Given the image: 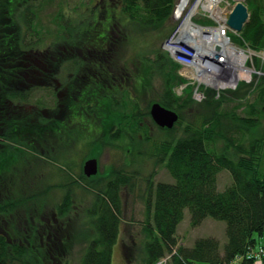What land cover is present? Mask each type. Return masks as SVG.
Wrapping results in <instances>:
<instances>
[{"label":"trees","instance_id":"1","mask_svg":"<svg viewBox=\"0 0 264 264\" xmlns=\"http://www.w3.org/2000/svg\"><path fill=\"white\" fill-rule=\"evenodd\" d=\"M11 1L0 0V114H3L2 119L0 118V177L2 174L6 175V172L13 166H19L20 160L25 159L21 158L19 151L15 157L12 154V151L16 150L14 146L21 144L19 141L21 136L28 138L33 136L30 145L34 144L35 152L38 150L40 152L34 157L46 162L49 154L46 148L41 146L43 144L39 139L43 138V135L52 134L53 138H57H54L57 144L66 132L80 127L83 124V119L78 117L80 115L78 108L73 112L71 104L77 100L80 92L85 91V94H88L93 90L90 85H81L76 89L78 94L73 95L69 89L74 88L75 82H79L74 80L68 89V117L63 123L57 122L53 126L50 118V120H46V133H40L43 128L39 127L32 130L24 128L17 118L9 120L8 105L10 103L20 106L26 101L34 85L36 88L39 86L40 89L56 77L52 72H55L59 65L77 63L69 58L72 48L66 54H58L67 60L63 62L62 59L59 64L56 63L55 57L53 58L47 52L51 51L52 46L43 52L41 51L43 48L41 41L38 39L34 41L36 30L33 25L38 20L39 12L42 11L41 7L30 4V0H25L20 4H12ZM176 2L177 0H118L117 3L121 6L119 8L122 12L121 15L128 20V24L144 32V35L150 34L163 40L171 34L175 27L171 26L169 22L174 13ZM250 4L253 6V11L242 31V39L252 49L264 51V21L261 19L264 4H262V0H250ZM99 11L102 14V10ZM92 13H94L93 10ZM18 14L19 20H23L24 26L17 22ZM91 16L95 17L91 14L88 20L86 18L87 23L94 19ZM107 17L110 21L111 18ZM201 23L211 22L205 20ZM25 29L28 32L24 31ZM26 32L32 36L30 39L27 38ZM87 33L88 31L84 30V34ZM104 33L108 41L110 38L108 27ZM25 37L29 41L25 40ZM82 39L87 38L85 36ZM90 47L92 48L89 54L90 57L92 56L90 64L93 65L87 69L89 73L92 72L90 78H95L93 84L99 90L101 85L99 81H96L97 74L95 72L101 71V75L105 76L111 68L102 66L101 60H97L94 53L104 51L108 47L106 45L103 48ZM255 61L257 68L264 73L263 64H260L259 60ZM154 65L157 67L154 73L161 79L156 103L178 114L177 125L171 130L159 128L153 123L147 108L144 112L134 107L130 112H127V118L122 116L123 121L118 122L111 137H107L112 145L114 139L122 138L127 132L126 135L130 139L131 145L132 137H135L136 134L141 135L143 142L147 144L151 141L147 133L149 126H147L146 120L150 122V126L166 135L164 140L154 144V151H161L156 161L163 164L173 182L154 183L147 180V196L144 200L146 214L142 221V234L145 240L139 264H155L166 256H170L167 264H230L236 257L251 250L257 237L260 238L264 235V177L261 176L257 167L260 143L258 140H252L251 136L253 130L261 129L264 132V76L257 77L258 79L248 86H239L235 92L229 93V98L223 94L220 99H215L214 95L210 93L211 91H207V99L200 104H195L190 91H186L182 97L175 95L174 87L179 86L185 80L178 75L179 66L172 59L156 54ZM102 76L99 79L103 78ZM31 84L33 85L31 86ZM115 84L111 83L109 87L113 91L117 89ZM249 96H253L251 102L240 103V100H245ZM195 105L200 107V121L185 123L181 130L182 133L176 138L173 132L184 121V111ZM85 106L89 107V114L94 112L89 101L85 102ZM103 107L105 106L98 107L95 119L102 116ZM25 125L31 127L27 122ZM62 129L67 131L62 133ZM99 132L96 131V133ZM38 136L40 137L36 143L34 137L37 139ZM88 138L89 136L86 139ZM142 150L136 148L130 153L127 151V167L137 164L136 161L140 158L136 160L135 157H141ZM154 156L156 155L154 154ZM14 160L17 161V165L13 164ZM3 168L9 169L3 172L1 171ZM35 170H38V164ZM224 170L228 171L232 182L224 190L219 191L217 177ZM18 172L22 173L23 171L18 170ZM72 172L68 164L61 166L62 177L67 180L63 183L66 185V189L62 194L61 201L56 205V210L54 209L58 217L65 216L74 208L72 192L69 189L75 187L73 186L75 184H79L80 188L88 186L81 183L83 177H86L84 174L80 176V179H77ZM134 174V170L126 172L124 166H121L119 169L112 170L107 177H101L87 187L95 194L91 212V216L94 217L91 220L94 237L88 241L81 264H111L112 247L118 238L120 223L123 222L120 193L125 187L129 191L132 190ZM98 181L104 184L101 187L94 186ZM10 185L3 186L5 191L9 192V197H6V200L3 199L0 204V215L2 216L18 209H24V212L27 211L30 214L29 209L26 210L27 203L44 202L49 191L47 189L33 190V186H28L27 190L21 187L18 197L12 198L10 197ZM35 186L37 189L38 185L35 184ZM62 186L58 188L63 189ZM9 202L11 205L4 204ZM185 210L189 211L192 228L200 226L208 217L225 223L227 241L222 252L219 250V241L210 237L196 239L191 247L178 246L176 233L178 225L184 219ZM53 215L54 213H52ZM53 229L50 232V235L53 236L52 245H47V250H39L37 247L38 252L36 253L26 244L15 243V236L10 237V233L2 228L0 264H42V262L49 264L50 260L61 261L52 252L60 250V246L64 247L65 243L64 240H59L60 229ZM25 240H27L26 237ZM28 243L30 242L28 241ZM239 264H251V262L244 259Z\"/></svg>","mask_w":264,"mask_h":264},{"label":"rangeland","instance_id":"2","mask_svg":"<svg viewBox=\"0 0 264 264\" xmlns=\"http://www.w3.org/2000/svg\"><path fill=\"white\" fill-rule=\"evenodd\" d=\"M179 1L177 0L176 2L175 10ZM196 1L198 0L189 1L181 18H175L174 10L169 23L175 27L171 34L162 40V38L158 39L150 34L144 35V32L128 24V20L121 15L122 12L119 9L121 6L117 3L118 0H30V4L42 8L36 24L33 25L34 30H36L34 33V41L38 39L43 44L41 51L46 52L48 47L52 46L51 51L48 50L47 52L53 58L55 57L56 63L60 64L62 59L63 62L67 60L58 54H66L72 48L75 52L72 50L69 58L77 63H73L72 65H70L71 63L64 64L63 66L59 65L55 69L56 71L52 72L55 73L56 77L40 89L38 88L39 86L36 88V85H34L26 101L20 106L10 103L8 105L10 112L8 114L9 120L17 118L24 128H30L32 130L33 128L39 127L43 128L40 133H44L46 131L45 121L49 118L53 126L57 122L63 123L65 118L68 117V89L70 84L74 83V80L79 82L73 84L75 89L72 87L69 89L73 95L78 94L76 89L80 88L81 85H90L93 90L88 94H85V91L80 92L77 100L71 104L73 112L78 108V113L80 114L78 117L83 119V124L80 127L72 131L69 130L68 132L62 129V133L64 131L66 133L57 144L54 139L56 137L53 138L52 134L43 135L41 139H39L40 136L37 139L34 137V142L37 143L39 139L43 144L41 146L45 147L49 154L46 162L37 160L34 157V155L37 156V153L40 152L39 150L35 152L34 149L36 147L34 144L33 146L30 145L33 136L30 135L32 137L29 138L27 136H21L19 141L22 145L14 146L16 150L15 152L12 151V154L15 157L17 156V151H19L21 158H25L26 160H20V165L13 166L12 169L3 168L1 170L5 172L9 169L6 175L2 174L0 177V204L3 202V199L6 200V197H9V192H6L3 187L9 186V184H11L10 197L12 198L18 197V192L21 187L24 190H27L28 186H33L32 189L37 191H42L43 189L49 190L44 202L27 203L26 210L29 209L30 214L27 211L24 212V209H18L10 212L6 216H1L0 227L5 228L10 233V237L15 236V243L18 245L26 244L36 253L38 252L36 250L37 247L39 250H47V245H52L53 236L50 235V232L54 230L53 228H57L60 229L59 240H64L65 246H60V250H55V253L52 252L61 261L57 259L54 261L50 260L49 264H81L88 241L94 237L93 227L91 226V220L94 217L91 216V212L95 194L87 187L95 183L99 178L107 177L112 170L124 166L126 172L135 171L133 179L134 187L130 191L125 187L120 193L123 222L120 223L119 235L112 247L111 264H139L142 246L145 240L142 234V221L146 214L144 200L147 196V180H151L154 183L173 182V179L163 164L157 163L156 161L161 151H154V144L164 140L166 135L158 131L155 127L150 126V122L146 120L145 122L149 126L147 133L151 141L147 144L143 142L141 135L138 136L136 134L135 137H132V147L130 139L126 135L127 132L122 138L119 137L120 139L117 138L118 140L114 139L112 145L107 137H111L118 122L123 121L122 116H126L127 118V112H130L132 108L135 107L146 112L145 109L147 108L149 110L151 105L158 100L161 79L154 73L157 68L154 65L156 62V54L163 55V58L164 55L167 56L179 66L178 75L180 76L181 74L186 79L180 76L185 82L180 83L179 86H175L174 93L177 97H182L186 91H190L192 94L191 98L195 104H200L207 99V91H211L210 93L214 95L215 99H220L223 94L229 98V93L235 92L239 86H248L259 77L264 76V73L257 68L255 61L259 60L260 64L264 66V52L252 49L242 39L243 30L233 33L229 29L230 31L228 32L231 33L229 35L230 38L226 37L229 38L228 42L235 46H240L245 43L248 48L241 46L240 48L245 50L250 48L251 52L255 54L246 62V66L252 69L253 73L250 80H241L234 88L229 86L226 88H217L202 81L198 82L194 77L195 73H190L182 66L183 63L189 62L188 56L192 55L191 49H183L185 47L184 45L179 47L183 49L181 52L185 50V54H171L167 49L166 42L172 40L176 35V31L182 23V20ZM11 2L12 4H20L25 2V0H12ZM237 2L243 3L248 10L249 19L245 23L246 25L253 11L250 0H221L218 3L219 9L226 13L230 12ZM202 3H206V0H203ZM202 3L193 16V24L203 27L207 32L211 29L214 30L218 25L226 26L224 22L226 16L224 20H217L213 14L214 12L212 13L202 8ZM262 4H264V0H262ZM92 10L94 13H92ZM99 10H102V14ZM99 13L100 15L98 17ZM91 14L96 18L91 16L94 19L87 23ZM107 16L111 18L110 21ZM16 18L17 22L24 26L23 20H19V14ZM261 19L264 21V10L262 11ZM205 20H209L211 23H201ZM106 27H108L110 36L108 41L104 33ZM83 29L87 30L88 33L84 34ZM24 31L27 30L25 29ZM27 32L26 36L30 39L32 36ZM85 36L87 38L85 39L86 42L82 39ZM176 37L174 40H176ZM27 38L25 37V40ZM105 45L108 47L106 50L97 51L94 54L97 60H101L102 66H107L108 69L111 68L113 72H107L105 76L101 75V71L95 72L97 74L96 81H99L101 85L98 90L93 84L95 83V78H90L92 72L89 73L87 69L93 65L90 64L92 61V56H89L92 51L90 46L103 48ZM38 47L41 48L39 45ZM99 75L103 78L99 79ZM215 78H220V76ZM219 80L221 83H224L222 78ZM111 83H116V91L115 89L113 91L109 88ZM40 84L42 85L43 83ZM108 90L109 92H107ZM195 90L197 91L194 94ZM252 100L253 96H249L245 100H240V103L246 104ZM87 101L93 107L94 112L92 114L88 113L89 107H86L87 104L85 106V102ZM100 105L105 106L101 112L102 114L100 113L102 116L99 119H95L94 116L97 115ZM199 109L200 107L195 105L191 109L184 111V121L173 132L176 138L182 133L181 130L184 128L185 123H197L200 121ZM241 110L239 111L240 113ZM26 122L31 127L26 126ZM96 131L100 132L96 133ZM87 136H89L88 139H86ZM251 136L252 140H258V143H260L258 145L259 160L257 167L261 176L264 177V132L261 129L253 130ZM136 148L143 149L142 156L135 157L136 160L138 158L140 159L136 161L137 164H133V167H127V151L130 153L131 150H136ZM154 154L156 156L153 157ZM91 159L97 161V173L91 177H83L81 183L84 186L88 185L85 186L86 189L83 186L80 188L79 184H75L73 185L75 187L69 189L72 192L74 208L65 216L58 217L54 209L56 210V205L61 201L62 194H64L66 189V185L63 183L67 180H64L62 177L61 166L68 164L75 177L80 179V176L84 174L83 167L85 162ZM16 162L14 160L13 164L17 165ZM37 164L38 170H35ZM18 170L23 172H18ZM36 173H38V176H36ZM231 182V176L228 171L224 170L218 174L217 188L219 191L224 190ZM35 184L38 185L37 189ZM103 184L98 181L94 186L98 185L97 187H101ZM59 186H62L64 190L58 188ZM4 204L11 205V202ZM52 213H54L53 216ZM189 220V211L185 210L184 219L178 225L176 233L178 246L191 247L196 239L210 237L216 238L219 241V250L222 252L227 241L224 222L208 217L200 226L192 228ZM25 237L27 240H25ZM258 239L259 237H257ZM42 264L44 263L42 262Z\"/></svg>","mask_w":264,"mask_h":264},{"label":"bare ground","instance_id":"3","mask_svg":"<svg viewBox=\"0 0 264 264\" xmlns=\"http://www.w3.org/2000/svg\"><path fill=\"white\" fill-rule=\"evenodd\" d=\"M190 0H180L176 10H175V18H181L183 11L188 6ZM221 0H206V3H202L203 0H198L196 3L191 7L188 14L184 17L182 20V23L180 24L178 28V37L176 40H182L186 43V45H189L190 47L195 49L194 53V60L196 64H199L198 61L201 60V56L203 53H205V42L202 41V39L207 38L206 41L209 43V46L212 44H216L222 53H226V60L224 61L223 65L224 68L222 71H220L216 66L213 65H207L206 70L203 69H194L196 72V76H198V79L202 81L203 83L210 84L214 87H228L233 86V84L240 80H250L252 76V69L244 67V60L245 56L240 55L239 61L237 58L230 56V45L228 43L227 39L218 38L217 34L213 29L205 30L203 27L195 26L193 24L192 19L193 16L196 14L198 8L200 7L202 3V8L208 11H211L215 18L217 20H224L225 18V12L223 10L219 9L218 3ZM208 33L205 35V33ZM199 35V37H198ZM200 39L199 42L193 41V39ZM211 43V44H210ZM192 73V72H191ZM217 76H220L224 83L220 82V78H215Z\"/></svg>","mask_w":264,"mask_h":264},{"label":"built area","instance_id":"4","mask_svg":"<svg viewBox=\"0 0 264 264\" xmlns=\"http://www.w3.org/2000/svg\"><path fill=\"white\" fill-rule=\"evenodd\" d=\"M228 13L229 12H227V13L225 12V15H227ZM195 26H197V25H195ZM214 31L217 34L218 38H223V39L229 40V38H230L229 34L230 33L228 31H230V30H229V28L227 26L218 25L217 27L214 28ZM207 34L208 33H205V35H207ZM175 36L178 37V29L176 31V35ZM175 36L172 38V40L166 42L167 43V49L171 52L172 55H175V54H178V53L179 54H185L184 51L187 50L188 48L192 50V55L188 56L189 62L188 63H183L182 66L187 71H189L190 73L191 72H192V74L195 73L194 77L196 78V80L198 82H200V80L198 79V76H196V72L194 71V69L198 70V69H203L204 68V71H205L207 65H213L214 67L216 66V68H218L220 71L225 69L223 63L226 60L225 58H227L226 57V53L225 54L222 53V51H220L221 49L219 50V48H218V46L216 44H212L211 46H209V43L206 41L207 38L202 39V41L205 42V46H204L205 53L202 54L201 60L198 61L199 64H196L195 60H194L195 49L190 47L189 45H186V43L184 41H182L183 39L182 40H174ZM226 36L229 37V38H227ZM199 40L200 39H198V38L197 39H193V41H195V42H199ZM179 43H181V44H179ZM228 43L230 45V56L234 57V58H237V60L239 61L240 55L241 54L244 55L245 56V60H244V64L243 65H244V67L248 68L246 66V62L249 60V58H251L255 54L253 52H251L250 48L245 50L243 48H240V46H235L234 44H232L230 42H228ZM181 45L185 46L183 48L185 50L182 51V52H181V50H183V49H180V47H179ZM241 47L248 48L245 43L243 45H241ZM252 73H253V71H252ZM179 74H180V72H179ZM186 74H188V73H186ZM180 76L186 79L185 76H183L181 74H180ZM238 82L239 81L235 82L233 84V86H229V87H233L234 88ZM220 88H226V87H220ZM196 91L197 90H195L194 94L196 93ZM244 259L252 261L253 264H264V241L259 243L258 245H256L253 249H251L246 254H244L242 256H238L230 264H238L239 262H241ZM167 260H168V258L161 259L156 264H166Z\"/></svg>","mask_w":264,"mask_h":264},{"label":"water","instance_id":"5","mask_svg":"<svg viewBox=\"0 0 264 264\" xmlns=\"http://www.w3.org/2000/svg\"><path fill=\"white\" fill-rule=\"evenodd\" d=\"M248 19L249 14L246 6L241 2H237L226 15L225 25L233 32H241ZM149 114L153 123L162 129L171 130L179 119L175 111L167 110L158 103L151 105ZM83 173L86 177L95 175L97 173V161L95 159L86 161Z\"/></svg>","mask_w":264,"mask_h":264},{"label":"flooded vegetation","instance_id":"6","mask_svg":"<svg viewBox=\"0 0 264 264\" xmlns=\"http://www.w3.org/2000/svg\"><path fill=\"white\" fill-rule=\"evenodd\" d=\"M110 25V24H109ZM99 67V65L97 66V68ZM99 69V68H98ZM110 72L112 71V69L111 70H109ZM99 78V77H98ZM14 104V103H13ZM2 117H3V114L1 113L0 114V118L2 119ZM1 216L2 215H0V222H1ZM1 226V225H0ZM3 235V232H2V228L0 227V236H2Z\"/></svg>","mask_w":264,"mask_h":264}]
</instances>
